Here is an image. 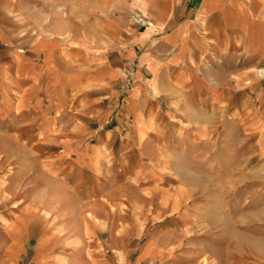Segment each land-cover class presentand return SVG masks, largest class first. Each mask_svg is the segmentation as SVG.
<instances>
[{
    "label": "crops",
    "instance_id": "0c3cea01",
    "mask_svg": "<svg viewBox=\"0 0 264 264\" xmlns=\"http://www.w3.org/2000/svg\"><path fill=\"white\" fill-rule=\"evenodd\" d=\"M184 166L264 190V0H0V264H53L71 192Z\"/></svg>",
    "mask_w": 264,
    "mask_h": 264
},
{
    "label": "rangeland",
    "instance_id": "374dc122",
    "mask_svg": "<svg viewBox=\"0 0 264 264\" xmlns=\"http://www.w3.org/2000/svg\"><path fill=\"white\" fill-rule=\"evenodd\" d=\"M216 177L184 166L160 188L128 179L93 205L71 192L66 221L55 218L66 247L56 246L53 264H254L250 233L264 236V190L236 179L223 188ZM63 181L56 171L55 183Z\"/></svg>",
    "mask_w": 264,
    "mask_h": 264
}]
</instances>
